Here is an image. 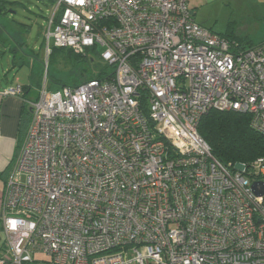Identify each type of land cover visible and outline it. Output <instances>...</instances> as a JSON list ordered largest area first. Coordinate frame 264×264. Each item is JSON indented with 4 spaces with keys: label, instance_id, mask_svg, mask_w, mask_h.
I'll return each mask as SVG.
<instances>
[{
    "label": "built area",
    "instance_id": "2783aa9c",
    "mask_svg": "<svg viewBox=\"0 0 264 264\" xmlns=\"http://www.w3.org/2000/svg\"><path fill=\"white\" fill-rule=\"evenodd\" d=\"M189 2L54 0L47 56L92 49L111 69L58 90L45 75L3 194L0 264H264V156L225 165L198 131L214 110L264 133V42L241 47Z\"/></svg>",
    "mask_w": 264,
    "mask_h": 264
},
{
    "label": "rangeland",
    "instance_id": "374dc122",
    "mask_svg": "<svg viewBox=\"0 0 264 264\" xmlns=\"http://www.w3.org/2000/svg\"><path fill=\"white\" fill-rule=\"evenodd\" d=\"M6 1L8 13L0 15V39L4 40L5 47L0 45V49L7 52L0 53V74L11 70L15 60L9 76L15 77L16 82L43 85L46 75L48 87L58 90L62 83L73 84L100 73L103 64L93 55H90L91 64L76 60L73 63L64 53L47 56L46 28L51 0ZM189 5L195 20L217 34L225 36L232 32L251 35L257 42L264 41V0H190ZM6 244L1 232L0 254L7 253ZM39 258L45 257L40 254Z\"/></svg>",
    "mask_w": 264,
    "mask_h": 264
},
{
    "label": "trees",
    "instance_id": "16d2710c",
    "mask_svg": "<svg viewBox=\"0 0 264 264\" xmlns=\"http://www.w3.org/2000/svg\"><path fill=\"white\" fill-rule=\"evenodd\" d=\"M51 2L54 5V0H51ZM6 3V0H0V15H6L8 13ZM224 37L237 42L241 47L251 44L248 36H239L238 34L228 32ZM91 50L89 49L85 53L75 54V51L72 49L52 47L50 57L56 53H64L73 63L76 60L91 64L93 59L90 55L100 59ZM110 69V66L103 65L100 73L97 75H91L89 79L81 80L73 84L62 83V86H76L91 79H104L103 76ZM198 131L200 136L210 146L213 156L225 165H234L240 162L249 164L256 158L264 156V133L252 129L248 114L232 111H210L200 120Z\"/></svg>",
    "mask_w": 264,
    "mask_h": 264
},
{
    "label": "crops",
    "instance_id": "0c3cea01",
    "mask_svg": "<svg viewBox=\"0 0 264 264\" xmlns=\"http://www.w3.org/2000/svg\"><path fill=\"white\" fill-rule=\"evenodd\" d=\"M238 35L250 38L251 44L244 47H251L264 42H257L251 35ZM0 45L5 47L4 40L0 41ZM10 51L16 52V49H11ZM6 52L5 49H0L1 54ZM15 64L16 61L14 60L13 68H15ZM11 70L8 69L0 74V233L3 232V234L1 221L3 194L32 119L31 103L38 99L39 91L42 87L41 84L34 86L16 82L15 77L9 76ZM18 84L24 88L22 95H1L6 89Z\"/></svg>",
    "mask_w": 264,
    "mask_h": 264
},
{
    "label": "water",
    "instance_id": "95a60500",
    "mask_svg": "<svg viewBox=\"0 0 264 264\" xmlns=\"http://www.w3.org/2000/svg\"><path fill=\"white\" fill-rule=\"evenodd\" d=\"M257 196H264V182H254L251 186Z\"/></svg>",
    "mask_w": 264,
    "mask_h": 264
}]
</instances>
